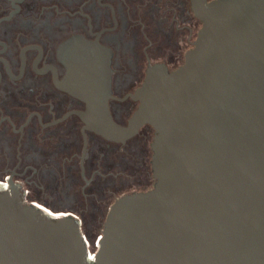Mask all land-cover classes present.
<instances>
[{
	"label": "water",
	"instance_id": "water-1",
	"mask_svg": "<svg viewBox=\"0 0 264 264\" xmlns=\"http://www.w3.org/2000/svg\"><path fill=\"white\" fill-rule=\"evenodd\" d=\"M191 8L201 25L184 62L147 68L124 97L138 102L127 125L110 108V68L57 83L108 140L154 129L153 187L111 204L90 260L77 215L28 203L0 180V264H264V0Z\"/></svg>",
	"mask_w": 264,
	"mask_h": 264
},
{
	"label": "flooded vegetation",
	"instance_id": "flooded-vegetation-1",
	"mask_svg": "<svg viewBox=\"0 0 264 264\" xmlns=\"http://www.w3.org/2000/svg\"><path fill=\"white\" fill-rule=\"evenodd\" d=\"M197 24L191 0H0V180L15 181L28 203L103 227L106 197L126 179L129 155L144 154L138 160L148 176L139 190L153 187L154 129L108 140L73 112L86 103L57 83H76L95 64L110 68V108L127 125L138 102L124 97L151 64L180 66Z\"/></svg>",
	"mask_w": 264,
	"mask_h": 264
},
{
	"label": "rangeland",
	"instance_id": "rangeland-1",
	"mask_svg": "<svg viewBox=\"0 0 264 264\" xmlns=\"http://www.w3.org/2000/svg\"><path fill=\"white\" fill-rule=\"evenodd\" d=\"M200 25L201 24H197L195 26V30L197 29V31H198ZM121 119L125 120L126 118L122 117ZM151 142H152V139H151ZM149 148L150 147H148V149H147L148 154H150ZM136 152H134L135 155H133V156L129 155V157H128L127 170H126L128 175H127L126 179H124V180L122 179L121 181L119 179H117L116 183H114L115 181L113 182V184H112V193L113 194L111 196L106 197V201H108V204L113 203L115 201V198H118L123 194L129 193V192H134V191H140L139 188L142 185L143 186L146 185V181H147L146 179H147L148 174H147V172H145V169L147 171L148 168H146L147 165L145 163V160L143 161V164H142V161L139 162V160H138L139 157H140L139 159H142L143 158L142 155H144V154L138 153V152L136 153ZM117 189H118V191L116 192ZM45 206H48L49 208H51L52 210L55 211V209H53L50 205H45ZM48 211H50V210H48ZM51 213H53V212H51ZM105 214H106V212H105ZM105 218H106V216H105ZM102 229H103V227H94V228L89 227V226L83 227V231L85 233H87L91 239H95L99 234H101Z\"/></svg>",
	"mask_w": 264,
	"mask_h": 264
},
{
	"label": "built area",
	"instance_id": "built-area-1",
	"mask_svg": "<svg viewBox=\"0 0 264 264\" xmlns=\"http://www.w3.org/2000/svg\"><path fill=\"white\" fill-rule=\"evenodd\" d=\"M83 235L87 245V258L92 260L96 257L99 250L100 239L102 234H99L95 239H91L87 233L83 231Z\"/></svg>",
	"mask_w": 264,
	"mask_h": 264
},
{
	"label": "bare ground",
	"instance_id": "bare-ground-1",
	"mask_svg": "<svg viewBox=\"0 0 264 264\" xmlns=\"http://www.w3.org/2000/svg\"><path fill=\"white\" fill-rule=\"evenodd\" d=\"M42 207V206H41ZM53 213H55V212H53ZM58 214H60V213H58Z\"/></svg>",
	"mask_w": 264,
	"mask_h": 264
}]
</instances>
